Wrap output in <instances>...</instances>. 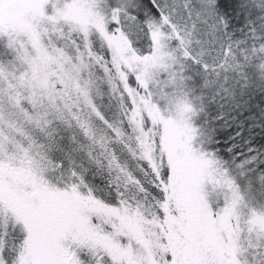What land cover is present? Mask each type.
Listing matches in <instances>:
<instances>
[{
    "label": "snow or ice",
    "instance_id": "snow-or-ice-1",
    "mask_svg": "<svg viewBox=\"0 0 264 264\" xmlns=\"http://www.w3.org/2000/svg\"><path fill=\"white\" fill-rule=\"evenodd\" d=\"M0 264H264V0H0Z\"/></svg>",
    "mask_w": 264,
    "mask_h": 264
}]
</instances>
